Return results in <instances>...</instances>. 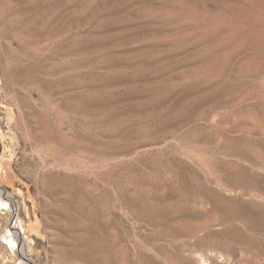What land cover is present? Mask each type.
<instances>
[{
	"label": "rangeland",
	"instance_id": "obj_1",
	"mask_svg": "<svg viewBox=\"0 0 264 264\" xmlns=\"http://www.w3.org/2000/svg\"><path fill=\"white\" fill-rule=\"evenodd\" d=\"M0 264H264V0H0Z\"/></svg>",
	"mask_w": 264,
	"mask_h": 264
},
{
	"label": "bare ground",
	"instance_id": "obj_2",
	"mask_svg": "<svg viewBox=\"0 0 264 264\" xmlns=\"http://www.w3.org/2000/svg\"><path fill=\"white\" fill-rule=\"evenodd\" d=\"M208 69V68H207ZM204 73V72H203ZM214 73V72H213ZM212 85V84H211ZM259 202V201H258Z\"/></svg>",
	"mask_w": 264,
	"mask_h": 264
}]
</instances>
